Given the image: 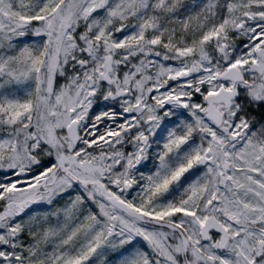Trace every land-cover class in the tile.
<instances>
[{
	"label": "snow or ice",
	"instance_id": "obj_1",
	"mask_svg": "<svg viewBox=\"0 0 264 264\" xmlns=\"http://www.w3.org/2000/svg\"><path fill=\"white\" fill-rule=\"evenodd\" d=\"M0 264H264V0H0Z\"/></svg>",
	"mask_w": 264,
	"mask_h": 264
}]
</instances>
